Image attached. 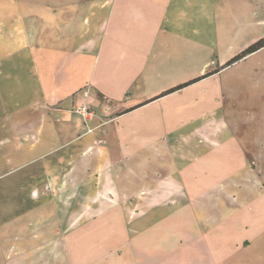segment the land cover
<instances>
[{"label": "crops", "instance_id": "crops-1", "mask_svg": "<svg viewBox=\"0 0 264 264\" xmlns=\"http://www.w3.org/2000/svg\"><path fill=\"white\" fill-rule=\"evenodd\" d=\"M262 39L264 0H0V264H264Z\"/></svg>", "mask_w": 264, "mask_h": 264}, {"label": "rangeland", "instance_id": "rangeland-1", "mask_svg": "<svg viewBox=\"0 0 264 264\" xmlns=\"http://www.w3.org/2000/svg\"><path fill=\"white\" fill-rule=\"evenodd\" d=\"M5 172V171H3ZM15 172H7L0 175V201H4L10 195ZM6 195V196H5Z\"/></svg>", "mask_w": 264, "mask_h": 264}, {"label": "trees", "instance_id": "trees-1", "mask_svg": "<svg viewBox=\"0 0 264 264\" xmlns=\"http://www.w3.org/2000/svg\"><path fill=\"white\" fill-rule=\"evenodd\" d=\"M263 45H264V39L260 40L259 42L255 43L254 45H252L251 47H249L246 51H244V52L241 53L239 56H237L233 61H236V60L242 58L243 56L247 55L248 53H251V52H253V51L259 49V48L262 47ZM208 74H210V73H208ZM208 74H205V75H203V76H201V77H199V78L193 79L192 81H190V82H188V83H185V84H183V85H181V86H179V87H177V88L171 89V90H169L168 92H171V91L177 90V89H179V88H182V87H184V86H186V85H188V84H190V83H192V82H195V81H197V80H199V79H201V78L207 76Z\"/></svg>", "mask_w": 264, "mask_h": 264}, {"label": "built area", "instance_id": "built-area-1", "mask_svg": "<svg viewBox=\"0 0 264 264\" xmlns=\"http://www.w3.org/2000/svg\"><path fill=\"white\" fill-rule=\"evenodd\" d=\"M83 92L85 94H88L89 90L87 88H85L83 90ZM75 111L78 112V113L83 114L86 117H89L91 115V113H92V111L90 109V105L88 103H84V104H81V105H77L75 107Z\"/></svg>", "mask_w": 264, "mask_h": 264}]
</instances>
